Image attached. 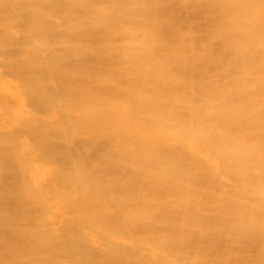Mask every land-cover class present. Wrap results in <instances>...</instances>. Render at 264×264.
<instances>
[{"label": "bare ground", "instance_id": "obj_1", "mask_svg": "<svg viewBox=\"0 0 264 264\" xmlns=\"http://www.w3.org/2000/svg\"><path fill=\"white\" fill-rule=\"evenodd\" d=\"M0 264H264V0H0Z\"/></svg>", "mask_w": 264, "mask_h": 264}]
</instances>
